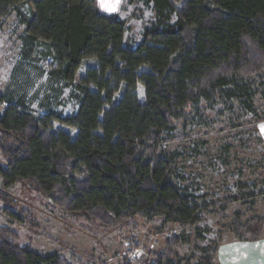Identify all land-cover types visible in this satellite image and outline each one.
<instances>
[{"label":"trees","instance_id":"16d2710c","mask_svg":"<svg viewBox=\"0 0 264 264\" xmlns=\"http://www.w3.org/2000/svg\"><path fill=\"white\" fill-rule=\"evenodd\" d=\"M147 3L157 21L131 47L126 22L104 14L97 0H0V25L17 10L26 43L44 48L50 78L73 85L78 100L73 114L37 117L24 99L0 96L6 188L27 187L67 216L103 227L138 215L183 227L202 220L198 199L175 181V155L162 146L190 107L228 99L254 112L255 99L264 97V0ZM3 214L25 223L8 208ZM18 238L0 227V264H73L21 248ZM182 240L145 264H182L172 250Z\"/></svg>","mask_w":264,"mask_h":264},{"label":"rangeland","instance_id":"374dc122","mask_svg":"<svg viewBox=\"0 0 264 264\" xmlns=\"http://www.w3.org/2000/svg\"><path fill=\"white\" fill-rule=\"evenodd\" d=\"M97 3L104 14L126 22L125 42L131 47L140 44L145 30L157 21L147 0ZM175 6L179 10L182 3ZM19 9L28 12L26 4ZM44 53L43 47L26 43L13 10L0 25V96L24 99L37 117L73 114L77 92L73 85L50 78L51 59ZM139 96L144 99L142 88ZM5 108L0 106V113ZM162 149L175 155V181L202 207V220L195 226L138 215L103 227L67 216L29 188H6L0 180V194L8 200L0 199V227L17 231L21 248L55 252L73 264H145L149 254L164 252L175 238L183 239L173 246L175 263L181 259L182 264H206L209 257L210 264H264V97L255 99L254 112L228 99L188 108ZM5 208L20 214L25 223L12 222L3 214Z\"/></svg>","mask_w":264,"mask_h":264},{"label":"crops","instance_id":"0c3cea01","mask_svg":"<svg viewBox=\"0 0 264 264\" xmlns=\"http://www.w3.org/2000/svg\"><path fill=\"white\" fill-rule=\"evenodd\" d=\"M108 14V13H107ZM116 15V14H115Z\"/></svg>","mask_w":264,"mask_h":264}]
</instances>
